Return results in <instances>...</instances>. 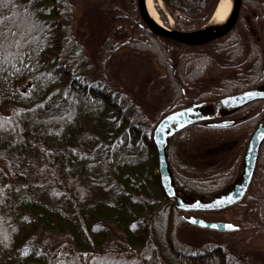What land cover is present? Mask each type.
<instances>
[{
  "label": "trees",
  "instance_id": "obj_1",
  "mask_svg": "<svg viewBox=\"0 0 264 264\" xmlns=\"http://www.w3.org/2000/svg\"><path fill=\"white\" fill-rule=\"evenodd\" d=\"M80 1L0 0V264H264V249L180 238L190 224L161 187L152 138L172 111L264 84V0H242L235 27L202 46L139 27L137 0H117L103 13H120L137 35L115 28L95 62L76 28ZM161 1L179 31L201 29L220 2ZM139 58L165 71L152 85L162 100L156 118L113 78ZM218 75L226 76L206 89ZM255 104L252 127L264 116V101ZM219 131L206 121L170 139V170L186 200L226 186L217 162L185 154ZM234 210L238 231H209L237 234L243 245L264 240V181Z\"/></svg>",
  "mask_w": 264,
  "mask_h": 264
},
{
  "label": "water",
  "instance_id": "obj_2",
  "mask_svg": "<svg viewBox=\"0 0 264 264\" xmlns=\"http://www.w3.org/2000/svg\"><path fill=\"white\" fill-rule=\"evenodd\" d=\"M137 4L143 23L155 35L167 37L186 45L202 46L224 36L235 27L239 19L242 0H233V9L230 22L219 33H207L202 31L205 26L195 31L162 29L154 23L152 17L146 9L145 1L137 0ZM259 99H264V89H250L232 96H228L222 99V104L227 107H237ZM204 107L205 106L203 102L192 103L186 108L172 111L169 114L163 116L157 122L152 132V138L158 158L157 173L159 175L161 187L169 199L175 200V207L184 213L219 211L230 208L239 203L245 197L250 188L258 161L260 147L264 142V125L260 124L250 139L245 159L243 180L240 184H236L227 193L215 195L208 200L196 198L194 200L188 201L184 199L183 196L178 193L177 187L174 183V177L170 170L167 158V148L169 146L170 139L177 132L196 123L211 120V116L209 114L204 115ZM224 124L225 123L215 122L212 125L219 127ZM183 218L187 223L198 228L210 229L219 232H234L240 229L239 225L229 221H208L199 216L187 217L185 215H183ZM228 225H231L232 227L229 228L227 227Z\"/></svg>",
  "mask_w": 264,
  "mask_h": 264
},
{
  "label": "rangeland",
  "instance_id": "obj_3",
  "mask_svg": "<svg viewBox=\"0 0 264 264\" xmlns=\"http://www.w3.org/2000/svg\"><path fill=\"white\" fill-rule=\"evenodd\" d=\"M117 0H82L77 4V17H76V28L79 33L80 40L87 47L89 55L95 62L97 50L106 40L115 28L125 25L129 30V35L135 37L136 31H132L129 24L122 20L120 13H117L113 18L103 13L102 8L104 6L116 7ZM119 7V6H118ZM156 11L162 20V23L169 27H174V22H170L168 18V12L163 6L161 0L155 1ZM241 15V10L239 17ZM140 66H134L130 62L124 61L119 64V74L114 75V80L128 91L136 103L142 105L154 118L158 117L161 113L162 100L157 95L155 88L152 86L156 78L165 75V71L160 68L154 58H139ZM222 63L223 60H221ZM226 75L209 76L205 79V88H212L217 85L221 79ZM155 101V102H151ZM160 107V108H159ZM201 145L188 152L185 151L189 160L199 161L201 163H210V161L218 162V136L210 137L207 136L201 141ZM194 198H189L191 201ZM195 216L202 217L208 221H229L237 224L235 218L238 216L236 211L227 212H214V213H198L193 214ZM180 238L194 246H199L207 241L228 242L232 245L234 250H247L263 254L264 240L256 239L249 245H243L239 243L237 234H219L208 229H202L191 225H186L179 233ZM242 238V237H241ZM249 235H245L244 240H247ZM248 241V240H247Z\"/></svg>",
  "mask_w": 264,
  "mask_h": 264
},
{
  "label": "flooded vegetation",
  "instance_id": "obj_4",
  "mask_svg": "<svg viewBox=\"0 0 264 264\" xmlns=\"http://www.w3.org/2000/svg\"><path fill=\"white\" fill-rule=\"evenodd\" d=\"M138 26L141 28L147 27L143 23L141 16H140V21L138 22ZM259 88L264 89V84L259 85L255 88H251V89H259ZM247 90H250V89H247ZM238 93H241V92H238ZM238 93H235V94H238ZM226 97H222L217 102H207V103L203 102L205 103L204 104L205 107L203 109L204 115L209 114L211 116V120L207 121L209 125H212L215 122L225 123L224 125L219 126L220 131L218 133V145H217L218 146L217 147L218 148V162L217 164H218L219 173H220L219 179H221L222 182L226 186L219 194L227 193L236 184H240L242 182L243 174H244V167H245V159H246V154H247V149L249 146L250 139L253 136L257 127L260 124L264 125V116H262L261 120L256 124V126L254 127L251 126V122L258 112V109L254 105H256L255 104L256 102L264 101V99L255 100L248 104L240 105L237 107H227L224 104H222V99ZM263 147H264V142L260 147L258 161H257L255 173H254L250 188L248 192L246 193L245 197L239 203H243V200L247 196H250V189L253 184H256V183L260 184L262 181H264V167H262L261 165L262 156L264 158ZM206 199H209V198H206ZM237 204H235L234 206L230 208H226V209L214 211V212L221 213V212H227V211H236L234 209L237 206ZM214 212H189L187 213V216L198 214V213H214ZM235 220L238 224V221L236 218Z\"/></svg>",
  "mask_w": 264,
  "mask_h": 264
},
{
  "label": "bare ground",
  "instance_id": "obj_5",
  "mask_svg": "<svg viewBox=\"0 0 264 264\" xmlns=\"http://www.w3.org/2000/svg\"><path fill=\"white\" fill-rule=\"evenodd\" d=\"M147 11L152 17L154 23L162 29L170 30L171 28L165 26L160 19L156 8L155 1L157 0H144ZM233 9V0H220L213 17L210 22L205 25L202 31L207 33H219L230 22ZM170 22L173 23V19L170 18Z\"/></svg>",
  "mask_w": 264,
  "mask_h": 264
},
{
  "label": "snow or ice",
  "instance_id": "obj_6",
  "mask_svg": "<svg viewBox=\"0 0 264 264\" xmlns=\"http://www.w3.org/2000/svg\"><path fill=\"white\" fill-rule=\"evenodd\" d=\"M227 227L231 228L232 226L231 225H228Z\"/></svg>",
  "mask_w": 264,
  "mask_h": 264
}]
</instances>
